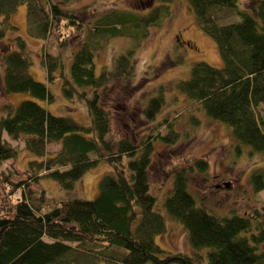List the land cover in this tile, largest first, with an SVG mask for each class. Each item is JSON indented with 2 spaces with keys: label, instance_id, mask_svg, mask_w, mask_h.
<instances>
[{
  "label": "trees",
  "instance_id": "16d2710c",
  "mask_svg": "<svg viewBox=\"0 0 264 264\" xmlns=\"http://www.w3.org/2000/svg\"><path fill=\"white\" fill-rule=\"evenodd\" d=\"M68 1L0 0L3 93L29 91L47 103L54 100L47 85L32 76L26 40L10 19L23 3L30 35L56 49L48 47L42 55L47 79L52 81L57 73L63 96L83 101L90 116V122L82 124L32 99L2 104L0 163L17 155L7 138L21 140L35 158L28 161L22 178L0 173L13 189L9 201L0 203V264H264V201L246 215L211 211L188 187V173L207 168L202 158L174 170L163 201L166 213L183 227L191 252L164 253L154 240L166 230V222L155 208L149 170L154 141L174 143L178 133L168 124L164 133L158 129L139 139L125 133L112 136L101 90L132 74L140 40L170 14L171 0H139L129 8L107 9L88 23L63 5ZM237 1L186 0L201 29L216 42L223 65L196 61L174 86L209 118L224 123L250 153H264V0H253L254 14L238 10ZM224 8L234 9L238 18L220 21L218 12ZM81 29L82 37H70ZM114 37L132 43L96 73L95 52ZM67 46L71 49L65 62ZM162 105L159 92L150 97L143 116L152 120ZM49 143H59L52 154L46 151ZM98 160L112 170L101 176L92 199L51 198L39 185V179L47 177L70 189ZM250 181L255 191L264 188V170L252 172Z\"/></svg>",
  "mask_w": 264,
  "mask_h": 264
},
{
  "label": "rangeland",
  "instance_id": "374dc122",
  "mask_svg": "<svg viewBox=\"0 0 264 264\" xmlns=\"http://www.w3.org/2000/svg\"><path fill=\"white\" fill-rule=\"evenodd\" d=\"M137 2L139 0H70L63 5L73 9L83 18L84 23H88L107 9L129 8ZM150 2L157 3L156 0ZM236 5L238 10L246 9L252 14L255 12L253 0H238ZM170 8V14L162 19L158 26L150 27L148 35L140 40L133 57L132 74L110 81L101 93L104 94L105 105L110 110L112 136L118 137L125 133L128 137L139 139L143 134L156 132L158 129L164 133L168 124L178 133L174 143L156 139L153 144L149 187L156 198L155 208L164 215L166 222V230L157 234L154 240L164 253H190L191 247L183 227L171 219L163 206L164 198L172 186L174 170L189 167L196 159H204L207 164L205 171L201 172L195 168L188 173V187L191 192L216 214L236 212L246 215L255 207L260 208L264 201V188L255 191L250 181L252 172L264 170V153H250L246 145L235 141L224 123L209 118L198 103L190 101L175 88L176 81L188 76L192 63L205 61L220 67L223 65V58L214 39L205 33L195 20L186 0H171ZM218 15L220 21L238 18L234 9H221ZM10 19L16 26V33L26 40L32 59V76L47 85L54 100L47 103L29 91L3 93L0 62V114L4 101L17 105L23 99H32L51 113L70 115L82 124H88L90 116L84 102L70 101L63 96L61 78L57 73L52 81L47 79L41 63L42 55L48 47L52 52L56 49L52 50V45L43 44L40 38L30 35L23 3L16 7ZM83 33V29L74 31L70 37H82ZM50 41L51 39L48 42ZM131 43L132 40L127 37L111 38L101 50L95 52V72L98 73L102 67H109L115 54ZM71 46H67L63 51L65 62ZM159 92L163 97V105L154 118L148 120L143 116L142 110L150 97ZM7 140L17 148V155L14 159L0 163V173H8L9 177L14 175V179L22 178L28 168V161L35 156L23 147L21 140ZM58 148L59 143L46 145L48 154ZM111 170L109 164L98 160L70 189L60 187L55 180L47 177L40 178L39 185L51 198L92 199L98 193L101 176ZM12 192L13 189L4 183L0 176V203L9 201ZM262 249L264 250V243Z\"/></svg>",
  "mask_w": 264,
  "mask_h": 264
},
{
  "label": "flooded vegetation",
  "instance_id": "af4514ba",
  "mask_svg": "<svg viewBox=\"0 0 264 264\" xmlns=\"http://www.w3.org/2000/svg\"><path fill=\"white\" fill-rule=\"evenodd\" d=\"M217 186H219V184H217Z\"/></svg>",
  "mask_w": 264,
  "mask_h": 264
}]
</instances>
